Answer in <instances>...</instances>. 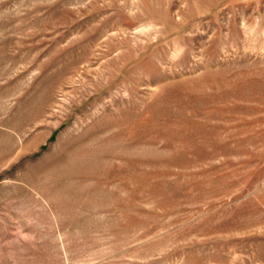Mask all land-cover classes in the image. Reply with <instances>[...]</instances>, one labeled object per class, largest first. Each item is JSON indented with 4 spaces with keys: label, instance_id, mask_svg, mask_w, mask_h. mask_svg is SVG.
Listing matches in <instances>:
<instances>
[{
    "label": "rangeland",
    "instance_id": "1",
    "mask_svg": "<svg viewBox=\"0 0 264 264\" xmlns=\"http://www.w3.org/2000/svg\"><path fill=\"white\" fill-rule=\"evenodd\" d=\"M0 264H264V0H0Z\"/></svg>",
    "mask_w": 264,
    "mask_h": 264
},
{
    "label": "bare ground",
    "instance_id": "2",
    "mask_svg": "<svg viewBox=\"0 0 264 264\" xmlns=\"http://www.w3.org/2000/svg\"><path fill=\"white\" fill-rule=\"evenodd\" d=\"M23 149V148H22Z\"/></svg>",
    "mask_w": 264,
    "mask_h": 264
}]
</instances>
